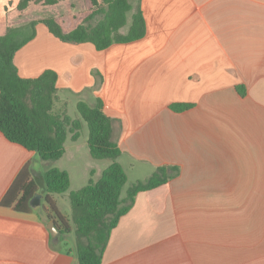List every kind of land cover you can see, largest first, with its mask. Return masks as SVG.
<instances>
[{
    "label": "crops",
    "instance_id": "0c3cea01",
    "mask_svg": "<svg viewBox=\"0 0 264 264\" xmlns=\"http://www.w3.org/2000/svg\"><path fill=\"white\" fill-rule=\"evenodd\" d=\"M138 3L146 33L137 41L97 51L38 23L13 58L21 78L56 73L54 112L102 103L127 176L121 198L160 167L172 173L135 196L101 264H264V0ZM177 104L189 107L171 108ZM78 140L62 158L78 169L82 188L111 162L92 159ZM26 165L45 200L49 168L0 133V201ZM36 208L0 206V264H78L75 247L63 246L74 231Z\"/></svg>",
    "mask_w": 264,
    "mask_h": 264
},
{
    "label": "trees",
    "instance_id": "16d2710c",
    "mask_svg": "<svg viewBox=\"0 0 264 264\" xmlns=\"http://www.w3.org/2000/svg\"><path fill=\"white\" fill-rule=\"evenodd\" d=\"M64 1L17 0L16 9L24 12L32 4L54 6ZM83 1L88 5L84 24L66 29L53 17L43 18L38 23L64 42H89L97 51H103L113 43H131L145 36V22L138 0ZM99 15L101 18L91 25L90 22ZM30 29V35L23 39L18 37L22 29L15 28H9L0 36V133L10 143L34 152L42 161H56L64 155L68 137L72 142L77 141L85 123L89 155L94 160H110L111 163L96 180L89 179L85 186L71 191L68 198L77 263L101 264L111 232L119 219L131 209L135 196L166 184L172 173L168 168L160 167L148 178L131 184L125 197L121 198L127 176L117 162L120 149L111 140L112 121L103 112L102 103L98 101L95 106L77 103L79 118L72 119L64 111H53L56 73L46 71L32 79L18 75L13 58L34 37V24ZM237 91L243 95L244 87L238 86ZM188 107L177 104L171 108L178 111ZM42 177L47 194L45 202L62 227L68 230L67 222L58 212L51 195L64 194L69 190V175L60 169L50 168ZM36 192V185L30 179L29 165H26L1 199L0 206L12 208L18 213H29L33 210L30 201Z\"/></svg>",
    "mask_w": 264,
    "mask_h": 264
},
{
    "label": "rangeland",
    "instance_id": "374dc122",
    "mask_svg": "<svg viewBox=\"0 0 264 264\" xmlns=\"http://www.w3.org/2000/svg\"><path fill=\"white\" fill-rule=\"evenodd\" d=\"M17 0H0V36H3L9 28H15V29H22V33L18 36L19 39L26 38L30 35L31 24H34L35 26L38 24V21L47 18V17H53L55 18L60 25L63 26V28L69 29L72 27H75L80 24H84V19L88 13V5L84 3L83 0H65L64 2H60L57 5L52 6H45V5H29L28 9L24 12H19L16 9ZM130 17V16H129ZM101 18V15L95 17L90 23L91 25L95 24V22ZM35 31V29H34ZM125 29L123 30V32ZM67 114L72 118L76 119L79 118L77 112L75 109H69ZM88 138V130L85 123H83L82 130L80 132V139L78 140L76 146H79L80 148L87 150L86 147V141ZM75 144H73L70 140L66 141V149L69 151L70 149L74 148ZM107 162V161H101ZM70 161L67 158H62L56 161H47L44 162L45 166L44 169L47 168H57V169H64L69 171L71 182H70V189L75 190L80 188L82 185H84L83 182H80L79 180V172L78 169L72 167L70 165ZM102 163H98L101 164ZM98 166V165H97ZM96 166V167H97ZM103 168V167H102ZM126 186L128 184L126 183ZM125 186V187H126ZM53 199L58 207V210L61 212V214L66 218V222L68 226L70 227V230L73 232L74 228L71 222V208H70V202L67 193L64 195H53ZM40 210V215L42 218L46 220L48 214H52L55 216V214L49 209L44 199H40V204L37 206ZM36 208V209H37ZM65 241H64V247H75L74 244V235L68 234L66 232L65 234ZM58 235H55L54 240L57 242Z\"/></svg>",
    "mask_w": 264,
    "mask_h": 264
},
{
    "label": "water",
    "instance_id": "95a60500",
    "mask_svg": "<svg viewBox=\"0 0 264 264\" xmlns=\"http://www.w3.org/2000/svg\"><path fill=\"white\" fill-rule=\"evenodd\" d=\"M40 204V195L35 193L32 200L30 201V206L32 208H36L38 205ZM49 233H50V236L51 237H54L56 235V228H55V223L52 221L50 222V224L48 225L47 227Z\"/></svg>",
    "mask_w": 264,
    "mask_h": 264
}]
</instances>
